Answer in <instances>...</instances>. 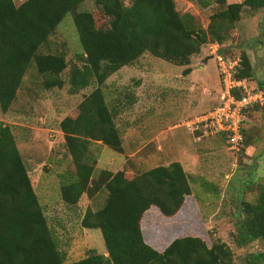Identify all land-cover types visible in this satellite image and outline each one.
Returning a JSON list of instances; mask_svg holds the SVG:
<instances>
[{"label":"trees","instance_id":"trees-1","mask_svg":"<svg viewBox=\"0 0 264 264\" xmlns=\"http://www.w3.org/2000/svg\"><path fill=\"white\" fill-rule=\"evenodd\" d=\"M88 0H0V110L8 114L18 101L19 91L32 66L43 77L45 90L62 89L69 68L66 53L47 47L60 23L72 14L84 50L83 67L70 68L71 95L94 86L78 106L76 116L66 117L59 128L74 171L60 176L61 197L77 206L85 194L104 191V206L88 209L83 228L99 230L106 255L94 251L70 264H233V253L225 243L212 246L200 237L174 240L165 250L150 245L143 222L152 209L167 218L175 217L192 195L188 174L180 162L159 165L127 177L126 170H102L94 179L97 159L91 148L101 143L124 153L116 112L106 100L103 86L125 67L136 66L144 56L187 67L204 45H223L226 35L241 20L245 9L264 10V0H187L201 8L224 7L211 16L208 29L191 14H181L174 0H94L97 13L80 11ZM221 55H227L221 52ZM229 58V57H228ZM235 59V58H231ZM234 75L237 80L253 77L246 53ZM221 78V77H220ZM260 108L255 106L248 111ZM246 116V115H245ZM244 134V130H243ZM195 135H199L196 133ZM219 136V135H218ZM245 140V135H244ZM249 147V146H248ZM246 151V150H245ZM236 243L244 248L259 242L262 251L250 257L264 264V187L256 202L241 200ZM0 264H67L59 250L45 212L18 149L12 128L0 122ZM251 264V263H250Z\"/></svg>","mask_w":264,"mask_h":264},{"label":"rangeland","instance_id":"rangeland-1","mask_svg":"<svg viewBox=\"0 0 264 264\" xmlns=\"http://www.w3.org/2000/svg\"><path fill=\"white\" fill-rule=\"evenodd\" d=\"M26 1L14 0L16 6ZM174 1L181 14L193 15L204 29H208L211 16L224 9L218 5L204 9L191 1ZM243 1L229 0V3ZM80 11L97 13L95 1H86ZM215 45L218 44L204 45L201 54L192 58V76L184 75L187 67L147 55L136 66L123 68L105 82L103 91L116 112L124 153L118 154L101 143L93 145L91 153L97 159L94 179L98 180L102 170L112 173L126 170L127 177L133 179L159 165L185 161L192 195L173 218L152 208L143 222L146 241L159 251L187 236L200 237L208 246L221 241L231 249L233 264H256L250 256L262 251V245L257 242L240 248L236 239L241 200L256 202L264 187V106L246 114L245 141L240 152L230 150L226 135L197 140V135L186 126L204 111H197L200 100L203 102L202 95L210 97L211 108L219 104L222 81L212 54ZM218 46L219 54L239 59L240 65V57L246 53L253 69L251 87L264 91V10L245 9L241 20L226 35V41ZM47 47L66 53L69 64L63 74L66 85L45 90L43 77L32 66L12 110L8 114L0 110V122L14 132L59 250L70 264L86 258L92 251L107 253L101 232L82 226L88 209L97 211L104 206L106 193L85 194L77 206H69L63 202L60 191V176L74 171V166L59 125L66 117L78 114L79 104L95 87L77 95L69 92L70 68L85 64L72 14L65 16ZM209 56L213 59L204 64ZM203 82H207L204 89Z\"/></svg>","mask_w":264,"mask_h":264},{"label":"built area","instance_id":"built-area-1","mask_svg":"<svg viewBox=\"0 0 264 264\" xmlns=\"http://www.w3.org/2000/svg\"><path fill=\"white\" fill-rule=\"evenodd\" d=\"M212 47L222 81L220 101L212 110L186 126L192 134L199 133L196 136L197 140L226 135L230 150L240 152L245 141L243 129L246 111L255 106H264V91L252 88L246 79H235L240 60L219 54L218 45Z\"/></svg>","mask_w":264,"mask_h":264},{"label":"crops","instance_id":"crops-1","mask_svg":"<svg viewBox=\"0 0 264 264\" xmlns=\"http://www.w3.org/2000/svg\"><path fill=\"white\" fill-rule=\"evenodd\" d=\"M198 68V67H197ZM194 70V69H193ZM192 74H193V71L191 72V74L189 75V76H192ZM212 81H214L215 79H211ZM191 82H193V81H190V83ZM206 85H207V82L205 83V82H203V83H201V86H202V88L204 89V88H206ZM201 99L203 100V102H201V100H200V103H199V105H198V108H197V111H203L202 113H200V114H198V115H196L197 117L195 118V119H197L198 117H200V116H202V115H204V114H206L207 112H209L210 110H212L213 108H211L212 107V102H211V99H210V97H208V96H206V95H202V97H201ZM217 106V105H216ZM198 113V112H197ZM185 162V161H184ZM184 162H180L181 164H182V166H183V168H184V170H185V172L187 173V171H186V169H185V166H184ZM188 174V173H187Z\"/></svg>","mask_w":264,"mask_h":264},{"label":"water","instance_id":"water-1","mask_svg":"<svg viewBox=\"0 0 264 264\" xmlns=\"http://www.w3.org/2000/svg\"><path fill=\"white\" fill-rule=\"evenodd\" d=\"M211 59H213L212 56L206 57V58L204 59V62H203V63H204V64H207L208 61L211 60Z\"/></svg>","mask_w":264,"mask_h":264}]
</instances>
